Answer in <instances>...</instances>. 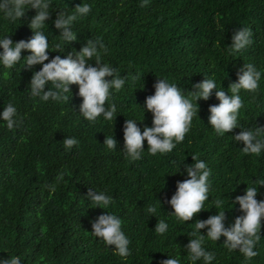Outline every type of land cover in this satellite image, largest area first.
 <instances>
[{
	"label": "trees",
	"instance_id": "1",
	"mask_svg": "<svg viewBox=\"0 0 264 264\" xmlns=\"http://www.w3.org/2000/svg\"><path fill=\"white\" fill-rule=\"evenodd\" d=\"M81 3L91 10L74 22L77 40L64 44L52 21L57 11L72 14ZM50 12L44 28L52 50L49 59L63 58L79 51L87 40L99 39L107 49L101 62L116 69L126 82L109 98L117 105L116 120L101 117L92 122L79 114L78 85L70 86L68 100L44 102L32 98L28 90L32 72L41 65L32 70L23 68V61L12 69L0 66V111L8 103L17 109L12 129L0 121V257L19 256L22 264H159L169 255L180 264H193L184 246L197 220L221 210L216 200L225 202L227 227L243 215L239 205L232 207L230 202L243 195L247 185L258 187L257 199H264V186H259L264 179V153L244 154L243 143L232 137L239 128L219 135L211 127L208 108L219 104L215 90L207 101H197L190 131L168 154L151 155L145 141L142 159L127 158L122 151L124 121L143 119L140 106L154 95L159 78L175 83L191 99L188 91L205 78L215 79L231 94L229 86L237 82L245 64L264 70V0H52ZM35 14L29 9L16 22L0 15V38L8 35L14 43L30 39L29 24ZM239 28L252 32L253 43L230 52L231 37ZM57 43L64 53L57 51ZM25 55L22 51V58ZM89 62L95 66L94 60ZM240 95L244 107L238 123L246 129L264 128V79L256 92L242 90ZM151 124L152 114L146 111L138 126L143 130ZM110 135L117 140L115 150L103 145ZM68 137L79 144L66 149L63 141ZM192 157L211 169L210 196L204 210L183 222L170 214L174 209L168 201L177 182L188 178L182 174L183 164H192ZM89 189L110 195V207H93L87 199ZM152 205L157 206V217L147 213ZM107 211L123 221L130 240L127 257L117 255L114 246L91 233L92 221ZM159 219L169 225L163 235L154 231ZM225 239L213 242L205 237V248L215 254L211 264H264V221L256 246L259 255L250 261L224 247Z\"/></svg>",
	"mask_w": 264,
	"mask_h": 264
},
{
	"label": "clouds",
	"instance_id": "2",
	"mask_svg": "<svg viewBox=\"0 0 264 264\" xmlns=\"http://www.w3.org/2000/svg\"><path fill=\"white\" fill-rule=\"evenodd\" d=\"M52 0H0V15L12 22L20 21L29 9L36 10L31 18L29 27L33 35L27 41L13 42L8 36L0 38V66L12 69L23 61V68L32 70L35 65L42 67L33 71L29 83V93L32 98L40 101L62 102L69 99L67 93H71L70 86L78 85V95L82 97L79 105V114L86 120L95 122L99 118L105 121L116 120L117 105L109 103V98L115 91L121 90L125 85V77L117 74V70L107 63L101 62V53L107 49L99 39H89L84 46L75 52L53 56L49 59L50 44L44 32L47 21L52 12L50 8ZM91 7L87 3H81L75 7L72 14L57 11L52 21L59 32L61 42L69 45L77 40L76 33L72 30L74 22L78 18L87 16ZM252 32L248 28L237 29L231 37L230 52H240L253 43ZM58 52L61 51L60 43L55 45ZM22 51L28 55L21 56ZM95 58V59H93ZM95 61L93 66L89 61ZM47 61V62H45ZM237 82L230 84L231 94H226L223 87H218L215 79L205 78L202 82L192 85L188 91L191 99L185 96L182 90L165 78H159L154 83V95L146 98L142 109L144 113L152 114L150 127L144 126L143 130L138 126L143 121L137 118H126L123 125V152L132 161L142 159L147 142V152L151 155H164L172 152L177 144L182 143L186 134L192 127L194 115L198 113V100L207 101L213 95L219 100L218 105L209 106L208 123L219 135L241 129L232 136L237 143L242 142V152L260 156L264 153V128H244L238 123L241 109L244 107L241 91L254 93L260 88V82L264 79V70H258L251 63L245 64L239 69ZM51 85V87H49ZM47 86V91L45 88ZM144 85L142 86V88ZM192 101H195V105ZM107 102V106L106 105ZM17 109L12 103L4 106L0 111V121H4L8 129L16 124ZM66 149H71L79 144L75 137H68L64 141ZM103 145L109 150L117 148V140L114 135L106 136ZM192 164H183V173L188 177L178 181L176 191L168 203L174 209L171 215L183 222L191 220L195 214L204 210L205 201L209 198L211 183L209 177L211 169L205 161L192 157ZM181 168V167H180ZM180 168L176 172H180ZM259 186H264V179L259 181ZM258 187L249 186L243 195H237L230 202L234 207L239 205L243 215L235 218L234 222L226 227V211L224 200H216V208L221 209L218 213L209 216L205 220H197L191 233L189 242L184 246L187 257L195 264L203 261V264H211L215 254L208 251L205 246V237L217 242L223 236V243L229 251H239L246 261L252 260L259 255L256 246L261 239L262 221H264V199H257ZM88 201L93 207L107 210L112 204L113 198L103 191L89 189ZM159 201V200H158ZM161 205V202L159 201ZM157 206L147 208L150 216H156ZM157 217V216H156ZM122 219L107 211L92 221V234L101 239L105 245L114 246V252L121 256L130 255V240L123 231ZM168 223L160 220L155 226V233L163 235L168 231ZM201 229H207L206 235ZM0 264H22L19 256H11L7 259L0 257ZM159 264H180V261L168 255L167 259Z\"/></svg>",
	"mask_w": 264,
	"mask_h": 264
}]
</instances>
